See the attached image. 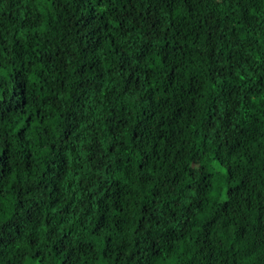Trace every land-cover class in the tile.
<instances>
[{
	"label": "trees",
	"instance_id": "obj_1",
	"mask_svg": "<svg viewBox=\"0 0 264 264\" xmlns=\"http://www.w3.org/2000/svg\"><path fill=\"white\" fill-rule=\"evenodd\" d=\"M0 264H264V0H0Z\"/></svg>",
	"mask_w": 264,
	"mask_h": 264
}]
</instances>
